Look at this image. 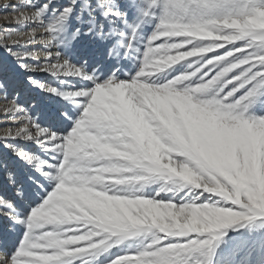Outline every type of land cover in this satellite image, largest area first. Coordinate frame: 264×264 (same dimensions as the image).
<instances>
[{"label":"snow or ice","instance_id":"obj_1","mask_svg":"<svg viewBox=\"0 0 264 264\" xmlns=\"http://www.w3.org/2000/svg\"><path fill=\"white\" fill-rule=\"evenodd\" d=\"M255 9H264V4L257 6L249 0H232L231 5L229 0H68L64 5H53L51 0H46L37 6L33 0H8L0 5V16L11 15L15 21L0 23V48L8 53L12 61L11 65L0 64V144L6 150L0 152V173L10 185H14L16 176L9 170L13 163L9 156L23 161L26 165L25 179L30 184L32 194L42 200V203L32 204L28 211L18 213L13 201L0 195V215L6 216L13 225L25 229L16 251L10 255L6 251L0 252V264H69V259L77 256L74 254L76 249H85L86 252L104 249L103 245L96 243L103 241L104 235L94 236L95 242L93 238L86 240L80 236V233L88 231V228L83 227L79 228V232H70L68 235L80 236L82 242H87L86 245H93L90 250L81 243L69 244L66 251L60 252L53 247L39 249L33 244L34 237L40 233L53 231L51 224L37 227V221L41 219L37 210L49 204L55 194L59 183L58 168L65 159L63 145L66 140L78 130L87 133L86 139L101 142L109 133L113 137L124 138V133L112 121L88 115L92 110L88 106L99 99L100 89L128 85L129 92H132L136 87L150 86L154 95L165 100H179L189 109L211 117L217 125L226 126L218 128L208 124L198 132L202 141L210 145V151L206 154L185 148L175 141L169 129L170 117L164 105L157 109V113H152L151 117L144 116L143 122L133 126V134L145 142L150 141L160 157L154 161L157 166L151 170L154 174L149 178L176 177L185 184L202 190L201 195L215 191L216 188L207 182H220V170L231 168V163L224 156L234 135L229 129H237L241 136L248 135L249 129H264V118H245L244 111H235L239 106L251 113L257 106H264V53H258L253 47L256 41L264 47V33H252L241 39L236 37L234 29L224 27L226 23H236L239 18L250 15ZM50 10L56 13L58 20L64 25V37L59 46L53 42L54 24H46L43 19ZM29 23L35 26L25 29L23 26ZM145 24H152L153 31L143 37L144 50L141 52L138 36L142 35ZM173 26L183 29L185 33L207 31L221 37L232 34L236 37L233 41L239 43L228 44L223 39L191 40L188 34L170 32L169 29ZM253 36L260 39L254 41ZM83 38L92 42L91 50L81 47L80 41ZM170 38L191 42L180 46ZM37 44L40 47H34ZM225 44L227 46L222 47ZM204 45H216L215 48L219 51L214 52ZM242 45H246L248 51H241ZM167 46L173 48L171 55L181 54L177 57L180 61H184L185 56L199 58L193 73L195 79L189 80L187 75H179L176 79L157 86L159 77L155 74L160 72L149 74L147 65L165 54L163 49ZM234 52L238 54L234 55ZM203 53L210 55L202 56ZM225 56L230 59H225ZM237 60L239 64L232 62ZM127 61L139 64L136 72L125 71ZM205 62L207 67L201 72V66ZM188 67L191 68L192 64L189 63ZM41 72L47 73L50 79H41L35 75ZM181 81L197 86L188 87V84H181ZM217 81L220 83L217 84ZM213 85L216 87L206 96L197 95ZM176 86L185 90L177 91ZM36 90L45 99L61 98L60 119L72 121L75 125L70 132L54 131L51 125L41 119L40 100L32 95ZM73 109H82L83 115L79 119H73ZM145 111L150 112L147 108ZM10 141H30L42 155L28 152ZM108 152L113 155L121 154L115 145L109 146ZM169 160L175 164H170ZM177 168L182 171L178 172ZM126 173H131L128 177L145 175L138 170ZM249 174L254 175L255 169H250ZM134 181L136 180H118L116 185ZM160 191L163 192L164 189L161 188ZM224 194L227 195V192ZM15 195L23 198L19 188ZM100 195L103 193L100 192ZM108 198L135 201L136 204L160 201L143 198L141 194H132L116 187L108 193ZM245 203L247 204L246 201ZM173 204L179 206L184 203ZM217 204L236 212L249 213L247 216L219 223L216 225L218 228H226L237 220L251 219L257 213L264 216V212H257L251 205L245 209L230 200L217 201ZM192 241L194 247L196 241ZM211 242L212 240H205V244ZM109 249L111 248L102 251L107 252ZM31 253L43 254L38 259H33ZM138 254H124L121 257ZM121 257L115 258L112 264H124Z\"/></svg>","mask_w":264,"mask_h":264},{"label":"bare ground","instance_id":"obj_2","mask_svg":"<svg viewBox=\"0 0 264 264\" xmlns=\"http://www.w3.org/2000/svg\"><path fill=\"white\" fill-rule=\"evenodd\" d=\"M1 3H7L8 0ZM46 0H33L37 6ZM68 0H51L53 5H64ZM257 6L264 4V0H249ZM229 4H232V0H229ZM54 11H48L45 13L43 19L44 22L52 23L55 26L53 33L54 43L58 46L62 43L64 37V25L63 22L58 20L52 15ZM12 23L15 22L13 16L5 15L0 16V23ZM10 27H19V25H8ZM34 24H25V29L34 27ZM152 24H145L142 30V35L138 36L140 40V51L143 48V37H146L152 31H149V27ZM153 27V26H152ZM225 28H232L235 30L236 37L241 39L247 37L252 33H259L264 31V9H255L250 15L239 18L236 23H226ZM170 32H178L180 34H188L191 36V40H212V39H223L225 43L233 44L236 37L229 34L227 37H221L213 32H193L185 33L183 29L177 27H170ZM173 42H178L180 46L184 43H190L189 41H183L181 38H170ZM239 43V42H238ZM81 47L85 50H91L92 42L88 38H83L80 41ZM207 49H216V45H204ZM227 44L222 45L226 47ZM34 47H40L39 44ZM246 45L241 46V51H245ZM143 48V49H142ZM187 48V45H185ZM219 51V49H217ZM173 49L171 46H167L163 49L161 56L155 58L152 63L147 65L150 70L149 74H155L159 77V84L162 85L165 82H170L176 79L179 75H187L189 80L195 79L193 73H195L196 63L199 62V58L189 57L184 61H180V53L171 55ZM237 55V52H234ZM173 58L169 60L168 58ZM198 59V62L195 60ZM163 61V62H162ZM196 62V63H195ZM191 63L192 67L189 68L188 64ZM0 64L11 65V57L3 48H0ZM139 64L133 61H127L125 71L136 72ZM205 66H201V72H203ZM183 71H185L183 73ZM38 75L41 79H50L47 73L41 72ZM199 75V74H196ZM23 79V74H21ZM223 79V78H221ZM147 82V81H142ZM181 84H188V87H195L197 85L189 84L187 81H181ZM220 81H217L219 84ZM216 85L212 88L206 89L202 93H198V96H206L207 93L211 92ZM177 91H183L184 88L176 86ZM36 98H39L42 106L41 119L46 124L52 126L54 131L60 133L70 132L75 126L72 121H64L60 119L59 105L61 98L51 97L45 99L43 95L36 90L34 94ZM32 98V96H29ZM211 98V97H209ZM93 102V104H92ZM88 107L92 110L88 113L90 117L100 116L104 119L112 121L113 124L117 125L124 133V138L113 137L109 133L108 137L102 142L94 139H86L87 133L83 130H78L72 137V143L63 145L65 159L61 161V165L58 168V180L57 189L52 198V201L45 205L48 209H64L63 217L55 219L51 222L40 224V227L45 224H51L53 226V233L60 240H69L70 242L62 245L58 252L66 251L69 244H80L85 246L86 249H92L93 245H86L87 242H83L80 236H83L86 240H91L94 236L104 235L103 241H97L98 245H103L104 249L111 248L107 252H103L104 249H98L96 251H85V249H76L74 254L77 255L69 259V264H112L115 258H119L124 254H137L135 256L121 257L124 264H206L204 258L196 261L189 258H184L180 252L167 254L162 258H152L146 254L142 249L144 247H151L156 245L158 242L172 241L170 246H178L181 241L191 239L195 232L199 229L207 228L206 225L209 222L206 220L210 217V208L203 205H197L201 199L200 189H196L194 186L187 185L180 181L176 177L163 178V177H151L154 173L151 171L157 165L154 161L158 157L154 151V146L150 141H143L138 139L137 135L133 134L134 125H139L143 122L144 116H150L152 113H157V109L164 105L166 106L167 113L170 117L169 129L175 138V141L185 148L193 151L206 154L210 151V145L202 141L198 132L202 131L203 126L212 124L215 127L221 128L226 127L217 125L216 122L209 116L198 112L194 109H189L179 100H165L157 95H154L150 89V86H139L129 92L128 85H121L113 88L100 89V95L98 100H94ZM103 111H100L96 105ZM143 106V107H142ZM71 107V105H69ZM145 108L149 109L150 112H146ZM73 119H79L82 115V109H73ZM236 112L244 111L245 118L254 116L256 118H264V106H257L251 113L247 110L241 109L239 106L235 110ZM87 127V125H85ZM234 135L230 144L224 151V156L227 161L231 163L230 169L220 170L219 175L222 178L220 182H212L209 180L207 183L216 188L215 191L211 192L213 198L211 201L217 203V201H231L233 204L241 203L231 189L229 191L230 182L237 180V177L243 176L250 178L249 170L258 169L261 171L260 175H264V129H249V133L246 136H241L237 129H229ZM67 141V140H66ZM10 143L16 144L18 147H22L28 152L37 153L42 155L38 147L29 142L24 141H10ZM115 145L121 152L120 155H113L108 152V147ZM139 149V150H138ZM3 145L0 144V152H5ZM9 159L13 162L11 168L16 176V183L10 185L8 180L0 173V195H3L5 199L18 201V205L15 210L18 213L28 211L32 204L42 203L37 196L32 194L30 184L25 179L26 165L23 161H20L16 157L9 156ZM178 159H182L179 158ZM170 164H175L174 161H170ZM47 166V161L45 162ZM30 170V169H28ZM138 170L143 172L145 175L139 177H128L131 175L130 172ZM177 171L182 169L177 168ZM264 177V176H262ZM74 178H79L74 179ZM149 178V179H148ZM148 179V180H146ZM129 181L136 180L133 183L125 185H116L117 181ZM139 180H146L140 182ZM219 184V186H217ZM225 184V185H224ZM118 188L123 191L130 192L132 194H141L143 198H154L160 201H153L150 203L133 204L127 207H120V210L109 214L105 210L106 205H111L116 200L108 198V193L112 191V188ZM17 188L22 192L23 198L17 197L15 192ZM164 191L161 192L160 189ZM54 190V186L53 189ZM207 191V188H205ZM102 192L103 195L98 197L90 195L92 192ZM227 192V195L224 193ZM200 193V194H198ZM222 196L218 198L216 195ZM197 194V195H195ZM107 197V199H105ZM30 198V203L24 202L25 199ZM46 198V197H45ZM167 202V203H166ZM183 202L184 204L177 206L173 203ZM15 205V204H14ZM66 205H72L69 212H67ZM219 206V205H218ZM218 208L222 214L229 213L227 217L233 218L238 213L231 208H225L219 206ZM37 210V211H39ZM247 214H249L247 212ZM63 220L64 223H57V221ZM263 224L264 222H258ZM70 225L71 227H65ZM0 240L6 241L3 243L4 247H8L10 243L13 247L6 252L10 255L16 251V246L20 243L21 237L23 236L25 229L19 225H13L6 216L0 215ZM212 226V225H209ZM88 228L87 232L80 233V236H69L70 232H79V228ZM15 228V231L12 229ZM205 230V229H204ZM38 231V230H34ZM216 234L220 232L214 230ZM201 233V232H200ZM46 233H40L38 236H43ZM210 234V233H209ZM212 234V233H211ZM186 236V237H184ZM165 238V239H161ZM251 238H249L250 240ZM253 244L254 248L259 247L257 254H250L248 258L243 257L246 260L245 264H262L260 243L263 241L264 236L261 235L258 238L254 237ZM96 238H93L95 242ZM211 240V238H210ZM261 240V241H260ZM0 241V245L2 242ZM14 241V242H13ZM165 243V242H164ZM134 244V245H133ZM264 245V243H263ZM247 243L243 245L246 248ZM39 249H45V247H37ZM242 248V247H241ZM122 253V254H121ZM43 253H31L33 259H38ZM79 255V256H78ZM239 263V262H238ZM210 264H221L220 261H215ZM227 264H237L235 257H228Z\"/></svg>","mask_w":264,"mask_h":264},{"label":"rangeland","instance_id":"obj_3","mask_svg":"<svg viewBox=\"0 0 264 264\" xmlns=\"http://www.w3.org/2000/svg\"><path fill=\"white\" fill-rule=\"evenodd\" d=\"M3 2L4 1H0V5ZM45 2L46 1L40 4H43ZM52 16L56 18L57 15L56 13H54ZM152 26L149 27V31L153 30ZM259 33H264V31H260ZM252 39L255 41V40H259L260 37L253 36ZM253 47L256 49L258 53H264V47L260 46L259 41H256ZM171 49H173L172 46ZM245 49H246L245 51H248L247 46L245 47ZM212 50L214 52L217 51V49H212ZM201 55L209 56L210 54L203 53ZM211 58L215 59V57H211ZM225 59H230V58L225 56ZM195 61L198 62V59ZM232 62L239 64L238 60ZM205 65H207L206 62L203 66ZM184 72L185 71H183V73ZM98 109H100V111H103L99 107ZM73 138L74 137H70L66 142L69 144L72 143ZM260 173H261L260 170L255 169L254 175L249 174L250 178L239 176L237 177V180L233 182L231 181L230 184H226L227 186L230 187V189L234 191L235 193L234 195L238 197L242 205L241 208L246 209L248 205H251V207L256 209L257 212H264V177H262L264 175L261 176ZM218 196L221 197L222 193H220V195H216L217 198ZM211 197L213 198L212 194H203L202 196H200L201 199L197 204V205H203V203H205V205L209 206L210 208L209 213L211 216L206 218L209 224L206 225L207 228H204L205 230L199 229L197 232L194 233L191 239L189 240L186 239L184 241H181L180 245L175 247L174 246L169 247V244L173 243L172 241H167V242L164 241L165 243L158 242L156 243V245H153L151 247H144V248L141 247V249L151 257V260L152 258L159 259L165 257L167 254H170L172 252L174 253L180 252L184 258H189L194 261L204 258L206 264H210V262L214 263L215 261L218 260L220 261L221 264H227L228 257H235L237 259V264H245V261L247 259L244 260L242 259L243 257L248 258L250 254H257L259 252V247H256V249L254 248L252 238L254 237L258 238L261 235L264 236V223L263 224L258 223L261 221L264 222V216L257 213L254 214L251 219L241 220V221L237 220L236 223L229 225L226 228H218L216 227V225L219 223H224L228 219L247 216L249 214H247V211H244V212H237L238 215L234 216L233 218L227 217L226 215L220 212V210L218 209L220 208L218 204L213 203L211 201ZM245 201L247 202V204L245 203ZM66 207H67L66 208L67 212L71 214L69 210L71 209L72 205L71 206L66 205ZM63 211H64L63 208L55 210V209H48L47 207H45L43 210L38 211L41 219L38 220L37 223H39L40 225L42 223L51 222L55 219H59L60 217H63V215L65 214ZM214 230H218L220 233L219 234L213 233L215 232ZM212 237H215V239H212ZM210 238L212 240L211 244H205V240H210ZM249 238L251 239L249 240ZM192 240L196 241V245L194 247H192L193 244ZM185 243H187V245H185ZM245 243H247V246L246 248H243V245ZM263 243H264V239L260 243V248H262V250H260L262 256L261 259L262 264H264Z\"/></svg>","mask_w":264,"mask_h":264},{"label":"clouds","instance_id":"obj_4","mask_svg":"<svg viewBox=\"0 0 264 264\" xmlns=\"http://www.w3.org/2000/svg\"><path fill=\"white\" fill-rule=\"evenodd\" d=\"M5 2H6V0H5ZM168 59L172 60L173 58L169 57ZM74 179L78 180L79 178H74ZM229 191H231L230 188H229ZM90 195L98 197V196H100V192H98V191L92 192V193H90ZM105 199H107V197H105ZM133 204H136V202L135 201H126V200H122V199L121 200H116L111 205H106L105 206V210L109 214H111L113 212L119 211L121 206L127 207V206L133 205ZM57 223H61L62 224V223H64V221L63 220H59V221H57ZM39 226L40 225H37V227H39ZM70 239L69 240H60L53 233H46L43 236L34 237L33 244H34L35 247H45V246H47V247H53V248L59 249L62 245H65V244L69 243Z\"/></svg>","mask_w":264,"mask_h":264}]
</instances>
